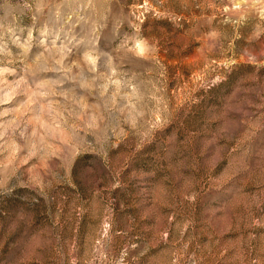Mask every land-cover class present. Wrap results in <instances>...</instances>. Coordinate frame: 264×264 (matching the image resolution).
<instances>
[{"label":"rangeland","instance_id":"1","mask_svg":"<svg viewBox=\"0 0 264 264\" xmlns=\"http://www.w3.org/2000/svg\"><path fill=\"white\" fill-rule=\"evenodd\" d=\"M0 264H264V0H0Z\"/></svg>","mask_w":264,"mask_h":264}]
</instances>
